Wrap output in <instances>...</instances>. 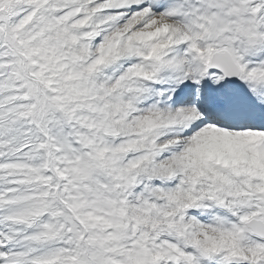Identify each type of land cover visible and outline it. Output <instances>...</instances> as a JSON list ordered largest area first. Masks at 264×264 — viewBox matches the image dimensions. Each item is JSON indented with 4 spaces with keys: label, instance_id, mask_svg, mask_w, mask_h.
Instances as JSON below:
<instances>
[{
    "label": "snow or ice",
    "instance_id": "snow-or-ice-1",
    "mask_svg": "<svg viewBox=\"0 0 264 264\" xmlns=\"http://www.w3.org/2000/svg\"><path fill=\"white\" fill-rule=\"evenodd\" d=\"M0 264H264V0H0Z\"/></svg>",
    "mask_w": 264,
    "mask_h": 264
}]
</instances>
